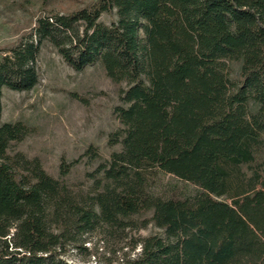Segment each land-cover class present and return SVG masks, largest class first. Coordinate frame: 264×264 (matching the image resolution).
<instances>
[{
	"label": "trees",
	"instance_id": "trees-1",
	"mask_svg": "<svg viewBox=\"0 0 264 264\" xmlns=\"http://www.w3.org/2000/svg\"><path fill=\"white\" fill-rule=\"evenodd\" d=\"M101 14L116 18L105 24ZM43 43L74 71L99 64L123 85L108 140L120 150L109 158L85 152L97 165L80 194L62 180L77 159H62L54 178L39 158L11 151L36 129L21 119L0 123V264H110L66 261L93 236L127 240L120 264H264V0L49 9L0 56V120L3 88L38 84ZM230 63H238L233 76ZM158 173L197 190L152 195ZM150 223L159 232L127 235Z\"/></svg>",
	"mask_w": 264,
	"mask_h": 264
},
{
	"label": "rangeland",
	"instance_id": "rangeland-1",
	"mask_svg": "<svg viewBox=\"0 0 264 264\" xmlns=\"http://www.w3.org/2000/svg\"><path fill=\"white\" fill-rule=\"evenodd\" d=\"M95 0H0V56L7 52L20 37L32 34L37 17L49 9L64 12L93 3ZM115 16L101 14L99 20L109 24ZM34 39V37H33ZM38 84L28 92L3 88L2 122L24 120L36 131L25 140L13 144L11 151H20L28 158H39L44 170L54 178H60L59 164L78 160L62 177L66 185L76 193L85 194L91 189L88 173L97 162H89L86 151L109 158L111 152L120 150V144L110 146L108 140L118 127L114 109L124 105L119 98L121 86L113 83L99 64L74 71L66 65L56 50L43 43L37 56ZM238 63L229 64V72L235 75ZM234 183L239 172L231 170ZM233 183V181H232ZM196 187L168 173H158L151 180L152 195L174 197L192 194ZM144 213L138 219L150 216ZM159 232L151 223L145 228L128 230V236H143ZM126 239L106 242L93 236L85 243L81 253L69 251L68 262L88 261L120 264ZM116 249V252H113ZM138 248L131 251L134 256Z\"/></svg>",
	"mask_w": 264,
	"mask_h": 264
}]
</instances>
